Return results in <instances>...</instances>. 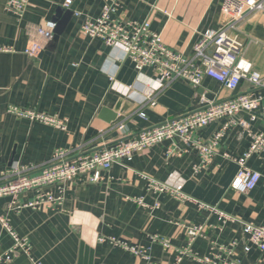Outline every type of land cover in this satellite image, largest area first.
<instances>
[{
    "label": "crops",
    "instance_id": "1",
    "mask_svg": "<svg viewBox=\"0 0 264 264\" xmlns=\"http://www.w3.org/2000/svg\"><path fill=\"white\" fill-rule=\"evenodd\" d=\"M106 1L73 0L65 8V0H29L19 17L6 9V0H0V46L11 48L0 52V172L17 161L47 162L58 148L102 149L119 138L198 110L204 106V98L222 101L242 91L264 93V88L247 83L232 92L210 77L193 86L180 79L168 83L152 68L139 72L120 44L108 46L101 38L83 34L74 14L59 40L46 43L41 57L25 53L32 39H40L36 26L62 20L69 10L96 18ZM116 1L115 17L137 22L150 18L151 29L161 34L168 47L189 56L200 33L220 28L225 19L223 0ZM238 33L244 44L242 56L264 75V10L242 20ZM149 92L155 94L153 104L146 101ZM121 99L123 105H131L108 121L102 109L114 110ZM10 106L66 119L67 129L19 117L8 112ZM235 117L247 119L253 132L264 133V117L252 120L247 111ZM228 121L224 118L202 127L194 137L207 139ZM121 124L123 133L118 129ZM250 145L246 128L232 124L224 130L213 160L199 170L195 169L201 164L198 153L175 138L101 170L103 179L98 182L82 177L71 183L62 205L14 209L11 197H1L0 215H6L15 232L28 239L33 257L18 252L6 264H175L188 246L187 227L193 225H203L205 232L179 264H219L229 259L235 264H264V251L243 230L245 222L264 225V152L248 161L262 174L258 185L248 192L231 189L238 165L223 156L224 152L240 156ZM144 174L181 185L192 200L182 201L169 193L150 194ZM33 197L29 192L18 200L24 203ZM199 202L230 218L201 208ZM153 236L168 238L171 247L165 248ZM100 237H113L144 251L136 254L109 240L102 242ZM12 245V236L0 224V252Z\"/></svg>",
    "mask_w": 264,
    "mask_h": 264
},
{
    "label": "built area",
    "instance_id": "2",
    "mask_svg": "<svg viewBox=\"0 0 264 264\" xmlns=\"http://www.w3.org/2000/svg\"><path fill=\"white\" fill-rule=\"evenodd\" d=\"M72 3L73 0H65V8H70ZM28 4L29 0H6V9L22 17ZM118 5L116 0H107L102 13L96 18L84 15L78 10L73 11V14L80 19L81 31L86 36L101 38L108 46L120 44L126 58L134 62L139 72L145 68H152L156 75L168 83L180 79L193 86H200L205 77H210L232 92L239 91L243 83L249 84L252 88H264V75L253 68L251 61L242 56L244 44L238 33L242 20L253 12L264 10V0H223L221 10L225 19L221 27L200 33V39L194 45L191 56L168 47L161 34L151 29L150 18L137 22L115 17ZM56 26L57 23L54 20H48L36 26L35 31L40 39H32L25 53L32 58H37L45 49L46 43L53 39ZM10 50L9 47L0 46V52ZM154 96V92H149L146 101H151L153 104ZM202 101L205 104L198 110L142 129L132 137L119 138L116 142L99 150L86 152L78 148H58L50 160L41 164L14 162L8 170L0 172V198L11 197L10 205L14 209L52 208L62 205L71 183L82 177H85L88 182H98L103 179L101 170H108L113 164L124 160H132L136 153L145 152L154 145L175 138L182 140L187 149L198 153L201 164L195 169L199 170L213 160L224 130L232 124H240L246 128L251 137V145L240 156L223 153L225 158L235 161L238 165L231 189L237 192L253 190L261 180L262 174L251 168L248 161L253 155L264 152V133L253 132L247 119L237 120L235 116L241 111H247L252 120L258 116L264 117V93L242 91L222 101H210L205 98ZM8 112L59 129H67L66 119L46 115L37 110L10 106ZM140 114L144 116L145 113ZM224 118H228L229 121L213 136L207 139L194 137L198 129ZM123 128L122 124L118 127L122 133ZM143 176L147 181V191L150 194L156 196L169 193L182 201L192 200L184 193L181 185L174 186L147 174ZM29 192L34 193V197L19 203V197ZM137 201L145 205L143 198H138ZM157 205L159 202H156ZM199 206L219 212L221 218H230L214 206L203 202H199ZM0 224L13 238V245L6 252H0V264L11 262L18 252L33 259L30 242L15 232L6 215H0ZM243 230L252 244L264 251V225L245 222ZM204 232L203 225L187 227L188 246L177 257L175 264L180 263L183 254L192 252L194 241ZM99 240L102 242L109 240L112 244L130 249L136 254H142L144 251L142 248L129 246L113 237H100ZM153 240L161 242L167 249L171 247L168 238L153 236ZM245 250L248 251L249 246H246ZM219 264H235V262L229 259Z\"/></svg>",
    "mask_w": 264,
    "mask_h": 264
},
{
    "label": "water",
    "instance_id": "3",
    "mask_svg": "<svg viewBox=\"0 0 264 264\" xmlns=\"http://www.w3.org/2000/svg\"><path fill=\"white\" fill-rule=\"evenodd\" d=\"M60 13H61V11L59 10L58 15H60ZM71 14H73V11L69 10L62 20L58 21V20L54 19V21L57 23V26H56L55 31H54V36H53V40L55 42H57L59 40L60 35L63 33V31L66 27L68 18ZM43 54H44V51H42L39 54V57H41ZM123 102H124V100L121 99L119 101V103L115 106L114 110H109L108 108L102 109V114L107 117L108 121L111 122L117 118L118 114H124L126 112L127 106H130L131 104L128 105V103H125V104H127L125 106V104L123 105Z\"/></svg>",
    "mask_w": 264,
    "mask_h": 264
}]
</instances>
